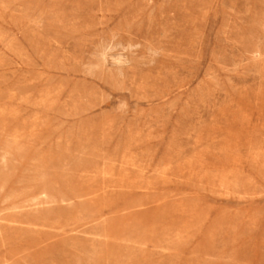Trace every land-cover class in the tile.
Masks as SVG:
<instances>
[{
  "label": "rangeland",
  "instance_id": "1",
  "mask_svg": "<svg viewBox=\"0 0 264 264\" xmlns=\"http://www.w3.org/2000/svg\"><path fill=\"white\" fill-rule=\"evenodd\" d=\"M0 264H264V0H0Z\"/></svg>",
  "mask_w": 264,
  "mask_h": 264
},
{
  "label": "bare ground",
  "instance_id": "2",
  "mask_svg": "<svg viewBox=\"0 0 264 264\" xmlns=\"http://www.w3.org/2000/svg\"><path fill=\"white\" fill-rule=\"evenodd\" d=\"M243 179V178H242ZM249 182V181H248ZM243 184V183H242ZM253 184V183H252ZM251 189V188H250ZM247 191V190H246ZM248 192V191H247ZM248 195L246 194V197H247Z\"/></svg>",
  "mask_w": 264,
  "mask_h": 264
}]
</instances>
